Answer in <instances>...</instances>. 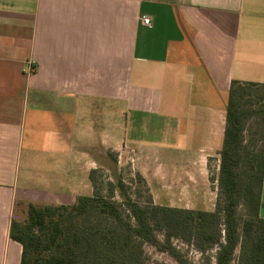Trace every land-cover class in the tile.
Here are the masks:
<instances>
[{
    "label": "crops",
    "instance_id": "crops-1",
    "mask_svg": "<svg viewBox=\"0 0 264 264\" xmlns=\"http://www.w3.org/2000/svg\"><path fill=\"white\" fill-rule=\"evenodd\" d=\"M232 80L264 83V0H0V264L16 204L91 195L109 143L221 146Z\"/></svg>",
    "mask_w": 264,
    "mask_h": 264
},
{
    "label": "trees",
    "instance_id": "trees-1",
    "mask_svg": "<svg viewBox=\"0 0 264 264\" xmlns=\"http://www.w3.org/2000/svg\"><path fill=\"white\" fill-rule=\"evenodd\" d=\"M224 109L213 210L117 200L113 182L103 193L99 170L92 169L91 195H78L72 204H16L25 218H12L9 236L21 245L19 264H145V245L177 264H264V140L258 146L251 131L264 134V83L232 80ZM174 240L199 252L201 262Z\"/></svg>",
    "mask_w": 264,
    "mask_h": 264
},
{
    "label": "rangeland",
    "instance_id": "rangeland-1",
    "mask_svg": "<svg viewBox=\"0 0 264 264\" xmlns=\"http://www.w3.org/2000/svg\"><path fill=\"white\" fill-rule=\"evenodd\" d=\"M251 131L256 144L261 145L264 134L253 127ZM248 138H250L249 135ZM209 141L213 142L211 146H192L186 152L174 149L166 152L165 148L141 151L124 139L122 148H116L114 143H109L106 154L97 151L95 155L99 164H97L99 172L96 173L97 185L104 193L106 182H113L117 200L129 198L146 203L150 198L154 204L211 211L214 208L217 193L214 178L217 174L218 152L221 146L216 138ZM63 149L64 146H61V150ZM35 173L41 174L42 171H35ZM15 208L18 213L14 218L19 221L24 220L23 207ZM238 211L243 212L241 207ZM174 244L185 251L190 260L196 263L201 262L199 252L177 240H174ZM144 249L145 264H177L169 255L149 245H145ZM213 254L214 250H211L204 256ZM236 255L237 251H235ZM231 264H236V259Z\"/></svg>",
    "mask_w": 264,
    "mask_h": 264
},
{
    "label": "built area",
    "instance_id": "built-area-1",
    "mask_svg": "<svg viewBox=\"0 0 264 264\" xmlns=\"http://www.w3.org/2000/svg\"><path fill=\"white\" fill-rule=\"evenodd\" d=\"M142 22L145 25L150 26V19H149V17L142 16ZM33 71H34L33 62L29 60V61L26 62V73L27 74H31V73H33Z\"/></svg>",
    "mask_w": 264,
    "mask_h": 264
}]
</instances>
